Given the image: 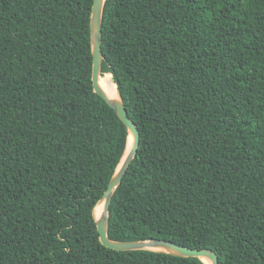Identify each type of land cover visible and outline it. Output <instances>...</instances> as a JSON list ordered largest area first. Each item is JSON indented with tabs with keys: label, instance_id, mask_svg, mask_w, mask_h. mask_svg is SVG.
Here are the masks:
<instances>
[{
	"label": "trees",
	"instance_id": "16d2710c",
	"mask_svg": "<svg viewBox=\"0 0 264 264\" xmlns=\"http://www.w3.org/2000/svg\"><path fill=\"white\" fill-rule=\"evenodd\" d=\"M93 0H0V264H206L102 245L128 130L91 81ZM101 76L140 142L113 240L264 264V0H105Z\"/></svg>",
	"mask_w": 264,
	"mask_h": 264
},
{
	"label": "water",
	"instance_id": "95a60500",
	"mask_svg": "<svg viewBox=\"0 0 264 264\" xmlns=\"http://www.w3.org/2000/svg\"><path fill=\"white\" fill-rule=\"evenodd\" d=\"M105 0H93L90 10V43L92 54V69H91V81L94 92L100 95L109 105H111L118 117L125 124L128 130V137L126 147L119 160L116 170L108 182V185L102 196L97 201L93 208V216L98 231L99 241L105 247L115 250L127 251V250H153L169 253L181 257H197L204 261V259L210 261L212 264H219L218 256L216 252L210 248H190L187 246L179 245L172 241L164 239H147V240H113L107 236L109 217L108 208L111 202L112 195L120 184L127 168L129 167L132 159L135 157L137 148L140 142L139 130L134 122L127 115L125 106L119 96V99H112L108 96L99 84V78L101 77V65H102V11ZM98 203H102V211L98 217H95L94 211ZM151 247H159L162 249H152ZM205 262V261H204ZM206 263V262H205ZM207 264V263H206Z\"/></svg>",
	"mask_w": 264,
	"mask_h": 264
},
{
	"label": "bare ground",
	"instance_id": "6f19581e",
	"mask_svg": "<svg viewBox=\"0 0 264 264\" xmlns=\"http://www.w3.org/2000/svg\"><path fill=\"white\" fill-rule=\"evenodd\" d=\"M99 84L101 88L104 90V92L110 96L112 99H119V94L116 89V85L111 80V75L109 73L104 74L99 78ZM103 204L98 203V205L95 207L94 215L95 217H98L102 211ZM152 249H162L159 247H151ZM204 261L207 264H212L210 261L204 259Z\"/></svg>",
	"mask_w": 264,
	"mask_h": 264
}]
</instances>
